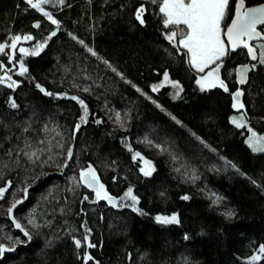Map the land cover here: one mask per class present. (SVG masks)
Segmentation results:
<instances>
[{"label":"trees","instance_id":"16d2710c","mask_svg":"<svg viewBox=\"0 0 264 264\" xmlns=\"http://www.w3.org/2000/svg\"><path fill=\"white\" fill-rule=\"evenodd\" d=\"M141 6L144 25L135 20ZM48 9L58 25L25 0H0V42L15 35H30L31 46L47 41L38 55H15L13 66L2 57L13 73L1 77L10 76L17 86L0 85V187H7L0 199V244L14 247L0 264H85V252L93 257L87 264H264V256L250 260L264 245V152L247 143L248 127L264 134V64L250 68L239 86L235 70L246 54L228 53L221 60V78L229 91H202L196 82L202 73L189 66L187 50L178 46L179 30L174 46L165 38L174 29L164 27L151 0H65L63 5L57 0ZM21 64L27 69L23 75ZM164 72L182 88L178 97L167 83L152 91ZM37 84L54 95H44ZM237 90L243 93L241 110L232 107ZM72 96L88 106L87 122H81L83 109ZM239 110L246 119L243 128L230 122ZM32 151L40 153L39 160L24 154ZM135 152L151 161V176L140 171ZM89 164L118 200L116 207L92 202L94 192L75 187L70 178ZM128 188L144 215L119 199ZM15 200L22 203L12 216L30 240L8 216ZM174 213L179 224L155 221ZM30 218L41 227L30 225ZM85 223L95 247L84 245ZM74 239L82 241L80 249Z\"/></svg>","mask_w":264,"mask_h":264},{"label":"snow or ice","instance_id":"6c2138e0","mask_svg":"<svg viewBox=\"0 0 264 264\" xmlns=\"http://www.w3.org/2000/svg\"><path fill=\"white\" fill-rule=\"evenodd\" d=\"M25 2L32 8L39 12H41L53 25H58L59 22L53 18V16L44 10L42 7L43 5H47L49 3H55L57 0H25ZM152 3L157 4L159 6V13L161 14L163 25L165 28L172 27L174 30L166 34V39L173 43L174 46L176 45V37H177V30L180 32V39H179V47L186 49L185 55L189 57V66L191 68L196 69L197 72H203L209 64L215 63L219 61L222 57L227 55V49L225 46L224 40L221 39L222 34V23L225 18L228 16L229 13V3L230 0H151ZM60 5L65 3V0H58ZM144 13L145 8L143 6L139 7L135 11V20L138 21L141 25H144ZM183 25L184 28H180L179 26ZM258 25H264V4H261L257 7H246L245 0H235V14L234 17L231 18V23L226 25V31H223V35L227 36V43L231 45V49L235 50L238 47H243L247 49L248 55L253 59L257 60L260 64H264V43L258 45L259 48V56H257V46H252L249 44V41L259 39H264L260 31H257ZM38 27L39 25H34ZM56 33L53 32L52 36H55ZM76 39V37H72ZM21 39L24 40H31L32 37L30 35H25L21 37L20 35H15L11 38V44L7 45L13 49L16 48L17 44L20 42ZM51 39V36L48 37ZM47 41L43 43H38L31 52L28 49L20 48L19 51L23 55H38L40 50H42L45 46ZM83 44V41H80ZM6 45L0 44V53H4ZM87 48V46L85 45ZM87 51L91 53L92 56H97V53L93 51L91 48H87ZM99 58V57H98ZM12 60V57L9 56V61ZM107 63V61H104ZM220 64H216V66L208 73L207 76H202L196 82L201 86V90L203 91L205 88H212V87H221L224 89L225 92H228L229 89L225 85L224 81L219 78V69ZM21 72L20 75H23L27 69L24 68L23 64L20 65ZM111 67V65H109ZM256 67L255 64L251 65V68L254 69ZM4 65L0 64V69H3ZM116 71L115 69H112ZM249 66L244 65L240 68H237L235 71L239 77V82L244 83L246 80V73L249 71ZM10 71V70H7ZM119 75V73H118ZM164 79L158 85L152 86V91H158L159 88L163 87L166 83L171 84V86L177 91L174 94V98L180 95L182 88L178 82L171 81L169 79L168 72H164L163 74ZM5 78L10 81L7 84L9 88H15L17 86V82L11 80L10 76L7 77H0V84L5 82ZM36 87L46 96L54 95L51 92L46 91L41 85L37 84ZM135 87V85H133ZM137 91H141L139 88L136 89ZM84 91H88V89H84ZM144 94V93H141ZM243 95L242 92L237 90L235 93L232 94L233 104L232 107L234 109H242L244 107L243 103L240 102V97ZM71 100L77 101L81 108L83 109V115H81L80 120L81 122H87V115H88V106L85 104L83 100L76 96L69 97ZM10 104L13 108L16 107L14 101L10 100ZM160 107V105H157ZM117 121H120V114H116ZM177 124L181 122L176 119L175 116L171 117ZM100 123L99 120L96 121ZM235 127L243 128L245 127L244 117L241 115L240 117H232L230 121ZM80 128V124L76 125V129ZM252 130L249 128V132ZM193 135H195L193 133ZM199 139V137H197ZM147 143L152 144L150 140H146ZM203 142V141H201ZM248 145L254 152H264V136L256 137V134L253 133L248 138ZM153 147L160 148L161 152H166L167 149L163 148L159 145H152ZM131 151V148H129ZM29 160H39L40 153L37 151L26 152L24 153ZM72 149H68V159L72 158ZM139 158L143 160L146 167H142L140 171L143 173L144 176H151L152 173L155 171V168L152 166L151 161L145 160L143 156L139 152H135L133 154V160ZM49 159H52L50 156ZM173 159H176L173 156ZM46 163V162H45ZM67 166V162H65L64 167ZM235 167V165H233ZM177 172L180 171L179 168L176 169ZM197 177H193L196 179ZM74 183L75 187H80L81 185L87 187L92 192L95 193V201L106 200L109 204L113 207L116 205V198L111 196L108 191L105 189V185L101 183L100 177L97 175L96 169L91 165H87V167L82 168L79 172L78 177L73 176L70 178ZM10 183V182H9ZM253 183H255L253 181ZM7 191V187H0V199L4 198V195ZM25 198L27 197L28 189L25 188L24 190ZM89 197L85 196L84 200H88ZM121 201L126 199H130L132 204V210L135 212L144 215L145 213L142 212L141 209L136 207V204L139 203L138 198L133 195L132 188H128V190L123 194L122 197L119 198ZM183 200H188V196L181 197ZM219 197H217L216 203L219 201ZM22 203L21 200H15L11 207L8 208V216L12 217L13 209ZM226 216H232V212L225 213ZM155 221L160 225H172V224H179V218L177 214H172L170 216H162L157 215L155 217ZM12 223L14 224L15 228L19 229L25 237H28L29 240L31 239V235L25 228L16 221L14 217H12ZM28 223L32 225L34 228L41 227L40 224H37L34 218H30ZM86 230V234L83 238L84 245L87 248L95 247L89 241L90 230L87 229L86 223L83 225ZM2 231V229H0ZM7 239L9 241H13L11 236H8ZM185 240L189 239L187 235L184 237ZM19 238L15 240V243H19ZM74 244L77 249L82 247V241L80 239H74ZM14 251V247H6L3 244H0V257L4 255L5 252ZM260 255H254L250 258L252 262H255L264 256V245H261L258 249ZM82 259L84 260L85 264L89 260H92L93 257L89 255L87 252L83 254Z\"/></svg>","mask_w":264,"mask_h":264},{"label":"rangeland","instance_id":"374dc122","mask_svg":"<svg viewBox=\"0 0 264 264\" xmlns=\"http://www.w3.org/2000/svg\"><path fill=\"white\" fill-rule=\"evenodd\" d=\"M232 2H233V0H232ZM55 3H49V4H47V5H43L42 7L44 8V10L45 11H47V12H49L50 13V11H49V9H48V7L49 6H51V5H54ZM39 12V11H38ZM41 13V12H40ZM42 14V13H41ZM51 14V13H50ZM43 15V14H42ZM44 16V15H43ZM45 17V16H44ZM46 18V17H45ZM47 19V18H46ZM227 25V24H226ZM223 23H222V34H221V39L222 40H224V38H223ZM21 37H23V36H25V35H20ZM13 36H11V37H9L8 39H6V41H4V42H0V44H5L6 45V47H5V50H4V53H0V64H3V62H2V57L4 56V57H6V59L8 60V62L11 64V61H9V56H11L12 57V59L15 57V55H18L19 57H21V56H24L23 54H21L20 53V51H19V49L20 48H24V49H28L29 50V52H31L33 49H35V47H36V45L38 44H34L33 46H31V45H28L27 44V42L28 41H30V40H24V39H21L20 40V42L17 44V46H16V48L15 49H13V48H11V47H8L7 45H10L11 44V38H12ZM225 42V41H224ZM225 46H226V43H225ZM258 56H259V54H258ZM216 62H218V61H216ZM215 62V63H216ZM20 63V61L18 62V64ZM215 63H212V64H209L208 65V67H206L205 68V70L203 71V72H200V73H204V75L205 74H207L208 73V71L210 70V69H212L214 66H212L213 64H215ZM12 65V64H11ZM13 66V65H12ZM7 70H9V69H7V68H3V69H0V77H1V75L3 74V73H5V75L7 74V73H13V71H7ZM196 70V69H195ZM221 71V70H220ZM219 71V72H220ZM15 72V74L17 73V71H14ZM203 75V76H204ZM202 76V75H201ZM7 84H8V82L5 80V82L3 83V84H0V85H6L7 86ZM241 110V109H240ZM240 110L234 115L235 117H240L241 116V114H242V112H240ZM233 116V117H234ZM246 122V119L244 118V123ZM246 125V124H245ZM247 127V126H246ZM249 128L251 129V127H248L247 129H248V138H249V136H251L253 133H255L256 134V137H261V136H264V134H259V133H257L256 131H254L253 129H251L252 131L251 132H249ZM248 138H247V141H248ZM248 143V142H247ZM141 164H142V167H146L145 166V164H144V162H143V160H141ZM117 200V199H116ZM126 201H129V202H131V200L130 199H126ZM117 203H118V200H117ZM132 203V202H131Z\"/></svg>","mask_w":264,"mask_h":264},{"label":"flooded vegetation","instance_id":"af4514ba","mask_svg":"<svg viewBox=\"0 0 264 264\" xmlns=\"http://www.w3.org/2000/svg\"><path fill=\"white\" fill-rule=\"evenodd\" d=\"M261 4H264V0H245V6L246 7H257ZM234 14H235V0H233L231 6H230V10H229V13H228V16L225 18L224 22H223V30L225 31L226 30V24H230L231 23V18L234 17ZM257 31H260L262 36H264V25H258L257 26ZM226 43V49H227V54L228 53H231V52H237V51H242L246 54V62L242 65H248L249 66V69L251 68V65L255 64H260L258 62V59L257 60H253L249 55H248V52H247V49L246 48H243V47H238L236 48L235 50H232L231 49V45L228 44L227 42ZM264 43V39H259L257 38L256 40H252V41H249V44L252 45V46H257V56L259 54V48H258V45ZM241 53V52H240ZM224 59V57H222L218 62H216L213 66L215 67L216 64L218 63H221L220 61ZM241 66V67H242ZM213 67V68H214ZM211 71V69L208 71V73ZM205 74L204 76H207L208 75ZM248 73V72H247ZM246 73V75H247ZM219 75V78L222 80L221 78V71L218 73ZM235 79L236 81L238 82L237 84L240 86L242 85L243 83H240L239 82V77L237 75V73L235 72Z\"/></svg>","mask_w":264,"mask_h":264},{"label":"water","instance_id":"95a60500","mask_svg":"<svg viewBox=\"0 0 264 264\" xmlns=\"http://www.w3.org/2000/svg\"><path fill=\"white\" fill-rule=\"evenodd\" d=\"M57 31H58V29H55L53 32H55V33H57ZM226 31V30H225ZM224 40L227 42V36H224ZM220 69H219V71L221 70V68H222V64L220 63ZM213 69V68H212ZM212 69H211V71H212ZM72 150H73V144H72V146L70 147ZM109 204V203H108ZM111 205V204H110ZM116 205H117V200H116ZM116 207V206H115ZM13 217V216H12ZM12 217H10V221H11V223H12ZM17 221V220H16ZM18 222V221H17ZM12 225H13V227H14V229L15 230H17V231H19V232H21L19 229H17V228H15V226H14V224L12 223Z\"/></svg>","mask_w":264,"mask_h":264}]
</instances>
